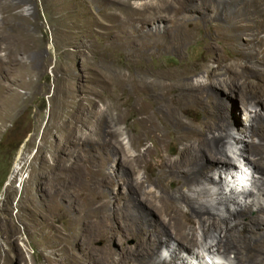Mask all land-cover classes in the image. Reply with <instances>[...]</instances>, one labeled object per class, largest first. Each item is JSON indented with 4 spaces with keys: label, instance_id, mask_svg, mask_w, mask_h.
Here are the masks:
<instances>
[{
    "label": "rangeland",
    "instance_id": "374dc122",
    "mask_svg": "<svg viewBox=\"0 0 264 264\" xmlns=\"http://www.w3.org/2000/svg\"><path fill=\"white\" fill-rule=\"evenodd\" d=\"M164 5L162 0H0V264H97L93 246L124 261V247L138 248L136 238L121 241L117 232L97 238L100 222L117 229V193L129 186L127 173L147 180L144 168L134 171L132 156L150 149L149 164L161 163L160 145L154 134L143 133L136 102H156L161 122L175 136L200 129L206 118L197 92L184 113L161 95L133 97L127 79L138 73L150 81L175 83L164 73L216 67L214 61L231 56L224 43L207 35V26L181 53L157 47L145 52L144 33L164 26L153 24V18L167 13ZM207 44L214 48L210 51ZM206 76L200 73L190 82L204 83ZM226 96L232 137L251 142L249 114L264 115V106L252 102L246 109L233 94ZM225 143L235 168L213 174L210 196L188 194L204 206L218 197L249 207L256 203L255 216L264 205L261 171L244 162L243 144L233 138ZM173 146L176 158L182 146ZM146 186L160 192L153 183ZM90 191H102L104 197L86 196ZM250 193L254 197L247 198ZM99 206L105 215L97 213ZM90 210L94 216L88 219ZM224 210L216 212L226 215ZM195 227L198 244L193 250L169 242L159 260L167 263L177 256V264L237 262L234 250H209L214 237L205 239Z\"/></svg>",
    "mask_w": 264,
    "mask_h": 264
},
{
    "label": "bare ground",
    "instance_id": "6f19581e",
    "mask_svg": "<svg viewBox=\"0 0 264 264\" xmlns=\"http://www.w3.org/2000/svg\"><path fill=\"white\" fill-rule=\"evenodd\" d=\"M162 1L165 3L162 8L167 13L153 18V24L162 23L164 26L152 27L144 33L145 52L148 53L151 47H157L167 51L175 49L181 53L185 46L198 38V31L207 26V35L213 41L224 43L231 56L214 61L216 67L207 65L205 68L199 66L175 73H164L165 79L176 80L175 83L150 81L145 75L138 73L127 79L133 97L154 98L161 95L164 102L170 100L177 107H181L184 113L191 109L187 104L193 101L192 93L197 92L206 120L202 122L200 129L175 136L161 122L160 113L155 108L156 102L153 101L155 104H150L151 106L136 102L143 133L148 137L154 134L155 141L160 145L158 157L161 163L155 166L149 164L150 149L144 154L132 156L134 171L144 168L148 174L147 180L139 181L134 177L137 173H127L129 186L126 189L124 184L117 193V229L108 228L107 222H100L97 238L103 239L117 232L121 241L136 238L138 248L132 250L124 247V261H120L108 249L104 252L93 246L90 253L96 256L97 264H177V256L167 263L159 260L162 246L175 241L179 250H193L198 244L197 225L205 239L214 237L215 245L209 250L213 251L214 247H223L225 252L234 250L237 260L235 264L263 263L264 205H259L256 215L253 216V206H257L256 203L249 207L236 200L218 197L210 205L204 206L190 196L188 191L198 196H210L208 187L216 184L213 174L220 170L227 171L231 166L235 168V162L225 143V139L233 138L236 143L243 144L239 155L244 162L249 167H259L262 174L259 189L264 192V115L260 112H256L254 116L249 114L248 132L252 141L245 143L243 136L239 139L232 137V127L224 107L226 94H233L246 109L252 102L264 106V0ZM208 48L211 51L214 46L210 44ZM205 63L210 64L211 60ZM204 72L207 75L204 83L190 82L198 80L199 74ZM220 81H225V86L220 85ZM120 85L125 91V82L122 81ZM254 137L258 138L257 142ZM173 144L182 146L176 158H173L176 151ZM120 147L123 148L122 143ZM148 183H153L160 192L148 191ZM86 194L96 198L104 197L102 191H90ZM249 197H254V194L250 193L247 195ZM230 203L238 205L237 209L232 210ZM222 207H225L226 215L216 212V209ZM91 211L85 215L88 219L94 216L89 213ZM97 211L100 216L105 215L101 206ZM174 253L176 255V251ZM86 262L81 261L78 264Z\"/></svg>",
    "mask_w": 264,
    "mask_h": 264
}]
</instances>
